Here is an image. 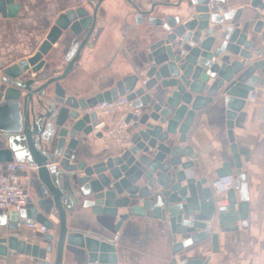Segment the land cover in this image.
I'll use <instances>...</instances> for the list:
<instances>
[{"label": "water", "instance_id": "obj_1", "mask_svg": "<svg viewBox=\"0 0 264 264\" xmlns=\"http://www.w3.org/2000/svg\"><path fill=\"white\" fill-rule=\"evenodd\" d=\"M92 1L93 14L78 8L60 15L38 51L4 69L0 76V163L16 160L37 168L30 174L37 201L30 199L25 208L16 211H0V228L17 235L20 226L38 223L54 231L40 240L46 244L43 248L13 235L0 236V257H12L15 252L38 264H62L68 245L85 249L88 264H118L116 240H99L91 233L68 228V215L83 203L97 216L116 219V231L131 219L151 214L152 219L171 228L173 257L167 264H200L198 260L178 262L175 256L209 239L216 251L219 235L213 230L214 220L221 232L237 230L239 222L243 228L248 226L247 173L235 141L234 124L250 92L254 94L261 87L264 77V0H153L149 10L126 0L136 11L137 25L147 23L150 28L161 29L154 34L158 39L147 57L152 64L145 75L148 80L141 85L139 76H128L109 91L77 98L68 95L62 81L75 71L83 51L92 45L104 0ZM183 4L194 10L185 22L179 16L154 15L157 7L178 9ZM246 6L256 14L242 23ZM6 9L11 16L18 6L13 0H0V13L5 15ZM59 42L64 47L61 70L57 69L53 49ZM48 56L52 63L46 60ZM29 71L36 77L24 78ZM157 84L160 87L150 93ZM221 94L225 96L227 134L238 177L225 196L229 206L218 207L211 180L197 179L194 172L190 173L197 158L192 147L182 148L172 136L178 134V143H186L197 113L215 105ZM124 96L143 112L140 117L129 115L127 119L136 121L133 146L93 165L75 162L78 136L91 135L99 125L97 114L86 110ZM96 136L102 138V133ZM232 174L229 162L216 172L219 178ZM120 209L126 213L119 214ZM52 215L59 223L49 219ZM179 235L181 242L177 241ZM53 253L54 260L48 261Z\"/></svg>", "mask_w": 264, "mask_h": 264}, {"label": "crops", "instance_id": "obj_2", "mask_svg": "<svg viewBox=\"0 0 264 264\" xmlns=\"http://www.w3.org/2000/svg\"><path fill=\"white\" fill-rule=\"evenodd\" d=\"M18 6L11 16L8 10L5 15L0 13V76L4 69L21 60L33 56L46 40L58 17L67 11L78 8L86 9L93 14L95 3L90 0L81 5L79 0H13ZM141 10H149L153 0H132ZM156 3H176L178 0H154ZM229 3H237L232 0ZM244 3H241L242 7ZM8 8V5H5ZM244 21H251L256 14L255 10L245 7ZM194 14L193 8L183 4L181 8L157 7L155 16H179L182 22L190 20ZM136 11L126 0H104L98 10V23L92 45L83 53L79 66L71 75L62 81L68 95L77 98H91L115 87L116 82L125 77L137 75L140 84L148 80L146 72L152 64L148 62L150 47L156 41L154 34L160 28H150L147 23L137 25ZM210 27H213L212 25ZM225 27V26H224ZM249 35L248 38H251ZM222 42V41H221ZM220 42V43H221ZM262 41L261 45H263ZM57 55V69H63V49L60 42L54 46ZM232 59L241 58L231 55ZM256 59V56H254ZM48 63H52L49 56ZM50 60V62H49ZM41 73V72H40ZM50 73V72H48ZM36 77L31 71L23 77ZM43 82L36 84L41 85ZM261 87L256 88L258 93H264V77L261 78ZM160 87L156 85L155 92ZM172 91V90H171ZM251 93V92H250ZM224 94L219 96L215 105L197 113L191 127L187 142L178 143L179 135L172 136L177 145L182 148L191 146L197 158L192 172L197 179L206 178L213 180L216 172L226 162L231 164L233 176L237 179L233 163L230 143L227 134L226 107ZM260 106L246 103L237 114L234 124L235 141L241 157L243 171L247 173L249 188V219L247 228L238 223L235 231L221 232L219 224L214 220L213 230L218 232V248L213 250L212 240L209 239L198 245L184 250L175 256L178 262L182 260H198L200 264H264V122L259 119ZM112 118H105L109 124ZM133 133L136 129H132ZM94 132L89 136L80 134V145L76 151V161L86 162L88 165L104 161L110 156L117 155L120 151L114 144L107 143L98 138ZM16 162V160H15ZM22 182L28 184L30 199L37 201L34 188L31 187V172ZM193 175V174H192ZM237 200L240 201V192L236 191ZM127 196L126 194L123 195ZM91 199V198H88ZM218 207L229 206L227 199H218ZM126 213L120 209L119 214ZM147 218H134L125 223L120 231L115 230L116 219L104 218L93 213L92 208L83 207V203L76 206L72 215L67 217L70 230L84 234L91 233L95 239L116 240L118 250V264H167L172 259L174 245L171 228L168 223L154 220L151 214ZM54 224L59 223L55 216L49 218ZM47 231L42 233L39 229H30L28 226L19 228V234L14 235L0 228V236L7 238L13 236L19 240L39 247H46L40 243ZM183 239L179 235L177 241ZM85 249L65 246L62 264H88ZM54 253L48 255V261H53ZM0 264H38L33 258L24 254L12 257H0Z\"/></svg>", "mask_w": 264, "mask_h": 264}, {"label": "built area", "instance_id": "obj_3", "mask_svg": "<svg viewBox=\"0 0 264 264\" xmlns=\"http://www.w3.org/2000/svg\"><path fill=\"white\" fill-rule=\"evenodd\" d=\"M90 0H79L81 5H85ZM146 80L141 82L144 85ZM247 103H255L260 106L259 119L264 122V93H250ZM87 113H96L99 125L94 128L96 134L102 133V139L107 143L114 144L120 151L130 149L133 146L132 136L136 121L127 122L129 115L140 117L142 109L134 107V101L126 96L119 97L111 102L98 103L94 107L86 110ZM112 118L109 124H106L105 118ZM36 166L28 162L14 161L11 163H0V211H16L25 208L30 200L28 184L22 182L30 170ZM37 169V168H36ZM236 179L227 175L216 177L211 180L210 187L218 199L225 200L226 194L233 189ZM219 201V200H218ZM30 229H39L42 233L48 229L38 223L27 224Z\"/></svg>", "mask_w": 264, "mask_h": 264}]
</instances>
